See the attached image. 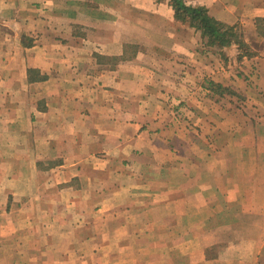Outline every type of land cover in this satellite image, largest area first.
I'll return each mask as SVG.
<instances>
[{"label": "crops", "instance_id": "0c3cea01", "mask_svg": "<svg viewBox=\"0 0 264 264\" xmlns=\"http://www.w3.org/2000/svg\"><path fill=\"white\" fill-rule=\"evenodd\" d=\"M193 1L244 46L155 0H0V264H264V0Z\"/></svg>", "mask_w": 264, "mask_h": 264}, {"label": "trees", "instance_id": "16d2710c", "mask_svg": "<svg viewBox=\"0 0 264 264\" xmlns=\"http://www.w3.org/2000/svg\"><path fill=\"white\" fill-rule=\"evenodd\" d=\"M172 6L177 18H188L189 23L201 31V36L207 46H210V44L222 48L232 44H237L240 47L244 46L238 27L215 19L203 5H190L184 3L183 0H173ZM210 87H212L211 89H214V87L217 89L221 86L210 83Z\"/></svg>", "mask_w": 264, "mask_h": 264}, {"label": "rangeland", "instance_id": "374dc122", "mask_svg": "<svg viewBox=\"0 0 264 264\" xmlns=\"http://www.w3.org/2000/svg\"><path fill=\"white\" fill-rule=\"evenodd\" d=\"M146 1H148V3L152 2V0H146ZM155 1L157 3L162 2L163 3V7L167 8V9H163V11H162L164 13V15L166 13H172L174 22L178 23V26H179L178 30L180 31V37H182V34H183L184 35V39H186V36H189V38H190V36L192 35L191 30H193L194 31V35H196V34L198 35V39H199L198 42H200V44L203 43V45L205 47L207 46V44L204 43V41H203V38L201 36V31L198 28H196L195 26H192L189 23V20H187L188 18H184V19L183 18H177L176 14H175V11H174V8L172 6L173 0H155ZM183 2L186 3V4H190V5H201V4H198L197 2H195L193 0H183ZM227 48H229V46H225V47L222 48V47H219L217 45L210 44L209 50H212L213 52H217V53L221 54L222 56L223 55L225 56ZM196 49L199 50V46H196ZM129 51H130V49H129ZM212 90H214L216 92H220V88L216 89V87H214V89H212Z\"/></svg>", "mask_w": 264, "mask_h": 264}]
</instances>
